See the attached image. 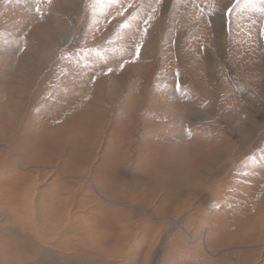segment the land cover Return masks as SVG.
<instances>
[{"label":"rangeland","instance_id":"rangeland-1","mask_svg":"<svg viewBox=\"0 0 264 264\" xmlns=\"http://www.w3.org/2000/svg\"><path fill=\"white\" fill-rule=\"evenodd\" d=\"M23 188L0 240L264 264V0H0V208Z\"/></svg>","mask_w":264,"mask_h":264},{"label":"bare ground","instance_id":"bare-ground-1","mask_svg":"<svg viewBox=\"0 0 264 264\" xmlns=\"http://www.w3.org/2000/svg\"><path fill=\"white\" fill-rule=\"evenodd\" d=\"M39 157H40V154H39ZM160 158H162V156ZM33 159H34V156H33ZM161 161L162 162H168V161L170 162L169 159H168V161H166L165 157H164L163 159H161L159 161L157 160L156 163L161 162ZM18 163H20L19 159H18ZM33 163H35V162H33ZM84 164L85 163L81 164V166H82L81 169L76 167L77 169H73V171L74 172L77 171L79 173H85L86 169H88V168L84 169ZM169 165H172V163H169V164L158 163L157 166L155 167V169L157 168L158 170L167 172L168 168L170 167ZM181 169L182 168H179L178 170H181ZM63 170H65V168H63ZM51 171H52V169H51ZM5 178H6V176H5ZM16 187L20 188L18 185ZM16 187H15V189H16ZM39 188H40V186H39ZM14 197L16 198V199H14V204L17 205L18 209L17 208H13V209H11V212H8L7 211L8 209L6 210V209H3V208H0V217H4V215L8 214V215H11V216H16V217H19L21 219H24L27 222V225H26L27 229L29 228V230H31L32 227L31 226L28 227V224H32L35 221V219L37 218L38 214L36 213V210H37L38 213H40V215H43L42 212H43V210L45 208V205L43 207V206L35 204V200H34L35 193H31V191H29L27 189H24V188L20 192L19 191H17V193L15 192V196ZM69 200H71V199H69ZM106 201H108V200H106ZM197 201L199 202L198 203V205H199L201 203V200L197 199ZM2 207H4V206H2ZM68 214H70V212L67 213V211H66L65 215L61 216V218H62L61 219L62 221L60 220L61 223L63 222L64 218H66V219L63 222V224L60 223L58 225L59 226L58 228H57V226H55L56 230H59L60 228L62 230H65V229L68 228V224L66 223L67 220H68V217H69ZM70 217H71V215H70ZM156 218H158V217H156ZM160 219H162V218H160ZM3 221H5V220H3ZM42 222L44 223V220H42ZM55 223H57V222H55ZM130 224L131 223L126 222L125 226L123 224L122 229H125V227L129 228ZM48 226L44 227V228L49 230L51 228V226L50 225H48ZM263 227H264V225H263ZM1 229H3V228L1 227ZM7 231H8V229H7ZM53 232L56 235H58L56 238L60 239L61 242H62L61 244H65L67 249H65L64 251H57V250L54 251L52 249H51L52 250L51 251V250L46 249L44 247L45 245H43V244H41L39 242V237L38 236L40 234L38 236L34 235L35 237L34 236L31 237V236H27V235H26L27 237H24V236L21 237L20 234L19 235L16 234L17 235V239L20 241L19 243H12L9 240H0V264H138V259H139V250L138 249H139V247L142 246V248H146L147 249L146 254L144 255V257L142 256V258H141V256H140L141 260L143 259V261H142L143 263L145 262V259H147V257H148L147 253H149V251L153 250L152 240H144L143 239V243H142V241L138 240L137 238L135 239V237H134L135 235H133V234L132 235H130V234L126 235L121 230L115 236L116 241L114 243H112L111 246L109 245L110 247H108L107 244H106L107 246L102 244L101 246H103V247H101V248L98 247L97 248V246H95L96 244H92L93 248L91 250H86L85 248H78V247L75 246V243L72 244V240L71 239H70V242L68 243L69 239H67V240L65 239V236H66L65 234H62L61 232H58V231H53ZM47 235H48V233H47ZM12 241H14V240L12 239ZM47 242H49V240H47L46 243ZM146 243H147V245H146ZM83 245H86V243H83ZM94 250H97V252H95ZM160 255H161V253H160Z\"/></svg>","mask_w":264,"mask_h":264},{"label":"snow or ice","instance_id":"snow-or-ice-1","mask_svg":"<svg viewBox=\"0 0 264 264\" xmlns=\"http://www.w3.org/2000/svg\"><path fill=\"white\" fill-rule=\"evenodd\" d=\"M49 3H51V0H48ZM157 2H159V0H157ZM139 54V46L137 47V55ZM109 71H111V69H109Z\"/></svg>","mask_w":264,"mask_h":264}]
</instances>
